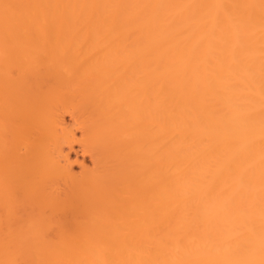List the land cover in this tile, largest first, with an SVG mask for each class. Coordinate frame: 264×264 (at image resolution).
<instances>
[{
	"label": "bare ground",
	"instance_id": "obj_1",
	"mask_svg": "<svg viewBox=\"0 0 264 264\" xmlns=\"http://www.w3.org/2000/svg\"><path fill=\"white\" fill-rule=\"evenodd\" d=\"M0 264H264V0H0Z\"/></svg>",
	"mask_w": 264,
	"mask_h": 264
},
{
	"label": "rangeland",
	"instance_id": "obj_2",
	"mask_svg": "<svg viewBox=\"0 0 264 264\" xmlns=\"http://www.w3.org/2000/svg\"><path fill=\"white\" fill-rule=\"evenodd\" d=\"M85 113H86V110L84 108H82V109L78 108V110L75 109V115H82ZM70 118H71V116L68 115V122L71 124H74L73 128H75L77 140L74 142L75 147L73 149H71L68 146V143H64L65 152H67V151L71 152V154H70V160L71 161H75V159L77 161V159H79L78 163H76L77 164V166L75 167L76 171H79V172L81 171L82 166H80L79 164H81L84 161H85L84 163H86L85 165H88V167L93 168L94 167V163H93L94 155H95V157L99 158L102 154H105L104 153L105 152L104 146H103L101 141L94 142L93 140H91L88 144V149L90 151L85 152V150L81 146L82 142H80L81 139L83 138L82 129L79 128L81 123L76 122V120H73ZM69 119H70V121H69ZM69 148H70V150H69ZM79 161H81V163ZM74 164H75V162H74Z\"/></svg>",
	"mask_w": 264,
	"mask_h": 264
}]
</instances>
